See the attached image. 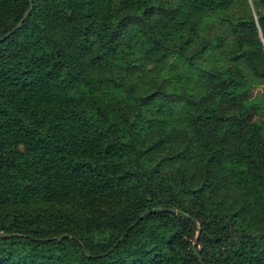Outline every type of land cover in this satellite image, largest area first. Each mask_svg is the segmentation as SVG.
<instances>
[{
	"label": "trees",
	"instance_id": "trees-1",
	"mask_svg": "<svg viewBox=\"0 0 264 264\" xmlns=\"http://www.w3.org/2000/svg\"><path fill=\"white\" fill-rule=\"evenodd\" d=\"M32 1L0 42V264H200L198 233L264 264V0Z\"/></svg>",
	"mask_w": 264,
	"mask_h": 264
},
{
	"label": "water",
	"instance_id": "water-1",
	"mask_svg": "<svg viewBox=\"0 0 264 264\" xmlns=\"http://www.w3.org/2000/svg\"><path fill=\"white\" fill-rule=\"evenodd\" d=\"M28 1H29V3H30V6H29V8L27 9V11L24 13V15L22 16V18L20 19V21L17 23V25L15 26V28H14L11 32H9L8 34H6L5 36L0 37V42H3L4 40H6L11 34H13L16 30H18V29L22 26V24L25 22V20H26L27 17L29 16V14H30V12H31V10H32V6H33V1H32V0H28ZM159 210L162 211V210H164V209L161 208V209H159ZM142 217H143V216H141V218H142ZM0 236H1V237H9L10 235H9V234H5V233H3V232H0ZM66 237H67V235H63L62 237L58 238V240H62V238H66ZM198 238H199V233L197 234V237H196V239H195V241H194L193 248H194V252H195V255H196V257H197L199 263H200V264H203V262H202V260H201V258H200V256H199V254H198V252H197L196 249H195V246H196V244H197Z\"/></svg>",
	"mask_w": 264,
	"mask_h": 264
},
{
	"label": "rangeland",
	"instance_id": "rangeland-1",
	"mask_svg": "<svg viewBox=\"0 0 264 264\" xmlns=\"http://www.w3.org/2000/svg\"><path fill=\"white\" fill-rule=\"evenodd\" d=\"M255 92H256V90H255Z\"/></svg>",
	"mask_w": 264,
	"mask_h": 264
}]
</instances>
